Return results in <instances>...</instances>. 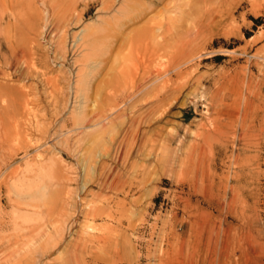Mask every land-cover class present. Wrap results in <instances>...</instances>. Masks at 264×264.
<instances>
[{"label": "rangeland", "instance_id": "obj_1", "mask_svg": "<svg viewBox=\"0 0 264 264\" xmlns=\"http://www.w3.org/2000/svg\"><path fill=\"white\" fill-rule=\"evenodd\" d=\"M74 1V10L77 13L74 11L73 22L80 16L82 22L76 29L69 28V31L64 29L68 23L60 25L67 35L68 55L60 62L55 61L54 70L50 74L59 79V90L48 88L40 80L27 82L31 85L30 91L40 98L33 105V109L37 121H45L40 123L46 127L43 138L48 139H44L42 148L30 145L27 157L23 151L28 147L25 134H18L12 129L8 131V137L14 141L13 144L18 150L11 151L10 157L16 158L10 160L0 175L1 182L13 170L19 167L23 169L27 162L47 165L54 161V166H57L55 169L59 172L57 180L65 178L67 189L63 191V186L55 188L54 194H49L41 201L42 214L48 215L46 219L50 222L49 228L44 232L26 231L18 234L13 228L0 231V264H264V0H213L208 5L201 0H165L152 10L149 7L152 0H134L128 7L132 11L129 12V17L118 19L120 22L115 20L119 18L116 12L120 6L119 0H110L105 5H102L104 0ZM137 4L141 7L138 8ZM131 5L137 6V10ZM181 12H184L183 15ZM99 16L106 26L101 29L103 34L99 30L100 34L96 35L98 31L95 30L96 25L92 24V20ZM197 24L199 25L196 26ZM195 26L198 28L195 29ZM84 27H93L90 31L94 33L91 41L96 42L91 47L93 51H89L90 64L95 65L99 58L98 62L104 65L95 72L88 90L77 95L67 90L76 81L77 72L84 69L83 64L86 61L79 53L81 50L78 53L76 49L74 51L72 36L77 35ZM149 27L170 28L174 35H167L168 39L164 40L159 37L156 29L158 37H150L151 40L154 44L163 42L156 44L157 52L151 60L142 61L133 41L141 33L143 38V30ZM178 27H184V31L190 28L189 30H195L194 33L201 30L203 34L189 45L188 38L192 32H184ZM63 32L57 34V39V35L52 34L48 43H42L43 47L48 48L44 50H49L53 55L54 48L51 47L58 46ZM150 34L152 36L154 33ZM195 41L199 43L193 45ZM96 46L99 47L95 48ZM156 70L158 71L154 72ZM60 73L64 76L58 75ZM149 74L153 75V87L158 90L159 100L138 105L136 108L121 104L113 114L110 109L114 106H111L112 103L108 104V96L118 90L123 95L132 94L143 76ZM160 84L161 87L158 86ZM46 91L48 96H45ZM100 104L102 111L109 109L106 112L111 118L97 122L101 117L98 115L102 112L97 106ZM109 105L111 107L107 108ZM137 108L140 110H136ZM36 109L41 111L36 112ZM147 111L148 114L153 112L148 116ZM34 114L30 116L31 119ZM162 114L164 119L157 126L149 128L150 120H155L160 115L162 118ZM120 117L123 118L118 119ZM134 118L138 119L135 126ZM88 120L93 122L89 123ZM139 125L143 126L144 131L136 138L135 131ZM155 130L159 133L161 131L160 135ZM30 134L29 140L39 138L34 130ZM143 134L147 136L146 140ZM123 140L126 141L124 144L121 143ZM120 147H123L122 159L116 162L114 157ZM111 148L112 157L108 158L105 155ZM1 163L4 162L1 161L0 165ZM110 169L113 170V177L120 175L126 181H121L123 185L126 183L125 191L118 197L109 191L102 195L115 198L111 205L125 201L126 212L122 216L116 214L114 221L104 219L94 224L90 222L93 225L90 228L85 227L87 223H84L86 219L82 215L79 224L81 227L78 225L74 229L75 233H69L66 241L58 246L61 247L57 248L58 251L56 249L52 253H43L47 242L44 240L47 239L45 236H54V224L63 222L57 216V211L67 201L64 193L71 191L74 200L78 198L83 204V210L81 207L79 210L88 213L86 211L93 206L102 204L101 197H97L100 188L96 181L101 174L106 175L108 171L111 173ZM33 177L34 175L31 179ZM86 187L93 194L86 193ZM0 193L4 215L2 220L10 222L12 206L7 186L3 185ZM52 209L57 214L52 213ZM120 218L124 225H118ZM80 231L83 233L80 234ZM103 233L110 234L111 259L93 261V257L85 256L84 262L82 256L80 257L81 252L75 253V243L78 242L83 247L89 244L90 247V240L94 235L103 236L100 235ZM16 234L24 236H20L18 241L14 240L17 242L8 247V252L3 250L4 240ZM55 240L53 237L52 243ZM3 251L14 254V257L3 261ZM16 251L25 253L16 257Z\"/></svg>", "mask_w": 264, "mask_h": 264}, {"label": "bare ground", "instance_id": "obj_2", "mask_svg": "<svg viewBox=\"0 0 264 264\" xmlns=\"http://www.w3.org/2000/svg\"><path fill=\"white\" fill-rule=\"evenodd\" d=\"M133 1L134 0H119L118 6L119 5L120 6L116 9V12L119 15V18H115V20L117 22H120L118 20L120 18L122 19V18H128L129 17L128 15H129V12L131 10L129 11L128 10V7L130 6V4H132L131 2H133ZM164 1L165 0H156V1L152 0L149 3L150 4L149 7H150L151 10H152V8L155 9L159 5L163 4ZM201 1H202V3L208 5L213 0H201ZM221 1H223V0H221ZM109 2H110V0H104V2H103L104 4H102V5H105V3L108 4ZM137 2H139V1L137 0ZM141 3H143V1ZM139 4H137L138 5V8H139V6L141 7V5H139ZM74 5H75V1L74 0H0V162L1 161L4 162V163H1V165H0V175L2 174L3 170H5L7 168L8 164L10 163V160L12 158H14V157H10L11 155H9V154H11V151L13 149H15L16 151L18 150V148H15V146L13 144L14 141H12L10 137H8V133H7L8 131H12L13 130V131H15L18 134H20V132L23 133V134H25V136L27 138L26 146H28V147L24 148L23 151L25 152V154H26L27 157L29 155V151H30L29 150V146L30 145H38L39 147H41L42 143L45 142V140L48 139V138L47 139L43 138V132L45 131V128L46 127L44 128V126L40 123L42 121L41 119H40V122L37 121L38 118H36L37 116L34 114V109H33V105L35 103L37 104V102L40 101V98H39L38 95H36V94H34V93H32L30 91L31 85H28L27 82H29L31 80H33V82L40 80L41 82L44 83V85H47L48 88L51 87L53 90H55V89H57V91L59 90V84H60L59 83V79L58 78H55V76L52 77V75H50V74H51V70L53 69V66H55L54 64L57 61L60 62V60H63L64 57H66L68 55V52H66V40H68V39H67V35L65 34V32H63V30L64 29L65 30L66 29L68 30L71 27L73 29H76L75 28L76 26L81 25L80 24L82 22V20H81L82 17L81 16H80L81 18L79 17L78 19L76 17V22H73L74 16H75L74 13L76 12L74 10ZM110 5L112 6L111 3H110ZM113 5H114V2H113ZM103 7H105V6H103ZM132 7H135V6L133 5ZM135 9L137 10V6L135 7ZM145 9H144V11H145ZM147 9H149V8H147ZM103 10L104 9L102 8V11ZM174 10H176V9H173V11ZM99 11H101V9ZM105 11H104V13H105ZM133 11H134V9H133ZM183 13H182V15H183ZM143 15H145V13ZM181 17H184V16H181ZM177 18H178V16H177ZM92 22H93L92 24L96 25L95 30L98 31V33H96V35L97 34H100L99 33V30L101 32V29L104 28L103 26H106V25H103L104 21L102 22L101 16H99L97 18H94L92 20ZM67 23L69 24L68 26H70V27H68V26L67 27H64V29L62 30V28H61L62 26H60V25L61 24H67ZM86 24H87V22H86ZM123 24H124V22L122 23V25ZM198 25L199 24H197L196 26H198ZM93 27H87V28L84 27L82 30H80V31L78 30L79 32H77L78 33L77 35L72 36V38H73V48H74V51L76 49V53H78V51L81 50L79 53L82 54V57L84 58V61H86L85 64L82 63L84 65V69L82 68V69H80L79 72H77L76 77H75L76 81H74L72 83L71 87L68 88L69 90H67V91H70L71 90L73 94H77L78 95L80 93L86 92L88 90V88H89V85H90L91 81L93 80V76L95 75V72H98L99 69L101 68L102 64H103L102 62H98L99 61V58H98V60H96L97 63H95V65H92L93 63L90 64L91 55L89 54V51L90 50L93 51L91 47H93V45L96 43L94 41H91V36H93L94 33H90V31H91V28H93ZM199 27H201V26H199ZM203 27H204V25H203ZM197 28L198 27H196L195 29H197ZM119 29H121V28H119ZM156 29H154L153 27L152 28L151 27L146 28L145 31L143 30V34L145 32L144 37L142 38V36H141L142 33H141V35H140L141 37L138 35L139 38H137V40L133 41V44L136 45V47H134V48H136L137 52L141 56L142 61H144V60H146V61L151 60L154 57L155 52H157L156 44L159 45L160 42H163V41H160L159 44L158 43L154 44L155 42L153 43V41L151 40V38H154L155 35L157 36L156 31H158L159 37L160 38L163 37L164 40L165 39H168L167 38V35H172V34L174 35L173 30H170V28L159 27L157 30ZM179 29H177V30H179ZM181 29H183V31H184V27L181 28ZM189 29L190 28H188V30H187L189 32H187L186 30L185 31L187 33H191L192 32V34L195 32V30H193L194 31L193 32L192 30H189ZM119 31H121V30H119ZM59 32L60 33L63 32L64 34L59 37V42H58L59 44H58V46H56V47H53V46L51 47L50 46L51 48H54L53 49L54 50L53 51L54 53L52 55V54H50V51L49 50H44V48H47V47H43L44 45L42 43H48L49 37L52 34L57 35V34H59ZM136 32L137 31H135V33ZM152 32L154 34L152 36H150L151 35L150 33H152ZM101 33L103 34V31ZM185 34H183L184 35L183 37H185ZM192 34L189 35V38H188V44L189 45L192 43V41H194V39H197L198 40L199 37L201 36V34H203V33H201V30H198L196 33H194L195 35L193 34L194 35V38L193 39L191 38L193 36ZM55 37L57 39L58 35L55 36ZM131 37H133V36H131ZM178 38H180V36ZM92 40H94V39H92ZM194 43H196V41L193 42V45H194ZM197 43H199V42H197ZM168 44H166V45H168ZM97 45H100L101 46V44H99V43H97ZM102 45H103V43H102ZM106 45H108V44H106ZM111 45H112V43H111ZM98 47L96 46L95 48H98ZM107 47H109V46H107ZM71 48H69V49H71ZM99 51H101V50H99ZM113 55H114V53H113ZM113 55H112V57H113ZM116 55L117 54H115L114 57H116ZM75 56L76 55L74 54V58H75ZM121 58L122 57L120 56L119 59L121 60ZM111 61H112V59H111ZM117 63H119V62L117 61ZM120 63H121V61H120ZM63 64H64L63 66H66L65 63H63ZM114 64H115V62H114ZM149 65L150 64L148 63V67H149ZM103 68H104V66H103ZM152 68L151 69L149 68V69L152 70ZM62 69H61V71H62ZM118 69H120L119 66H118ZM73 71H71V74H72ZM157 71L158 70H156L154 72H157ZM117 72H119V71H117ZM101 73L99 72V74H101ZM142 73L144 74V72H142ZM61 74L62 73H60L58 75H61ZM118 74H115V75L118 76ZM143 77L144 78L141 79L142 80L141 82H140V80H138L140 83L136 86V90L133 92V89H132V91H131V92H133L132 94H130V95H127V94L123 95V93H121V91L118 92L119 91L118 90L117 93H114L113 92L110 95V97L108 96V98H109V99L107 98L108 99L107 100L108 101V104H111L112 103L111 106L112 105L114 106V107L112 106L113 109H110V111L112 113L114 112V110L118 109L121 104H123V106L132 105L133 108H136V107H138V105H141L142 106L143 104H146V103L147 104L148 103H154V101L157 100V98L159 97V93L157 92L158 90L153 87L154 86L153 85L154 82H152L153 81V75L152 74H149V76H146V77L143 76ZM169 78H171V77H169ZM69 79H71V78H69ZM116 80H118V78ZM165 80H164V82H165ZM168 82H169V80H168ZM36 84H39V83H36ZM135 85H136V83H135ZM69 86H70V84H69ZM158 86L161 87V84L158 85ZM165 86H167V85H165ZM36 87H37V85H36ZM32 88L34 89L33 86H32ZM46 88H43V89L47 90L48 88L47 89ZM49 91H51V90H49ZM36 92H37V90H36ZM107 92H109V91H107ZM110 92H111V90H110ZM44 93H45V96H46L47 95L46 94L47 91L44 92ZM48 93H50V92H48ZM64 93H65V91H64ZM53 95H54V99H55L56 96H55V94H53ZM69 95H70V92H69ZM50 96L51 95H49V97ZM138 98H140L139 101H137ZM56 100H57V98H56ZM103 101H105V99ZM102 103L103 102H101V104ZM72 104H73V102H72ZM101 104L100 105H97L98 108H100V106H102ZM103 105H105V104L103 103ZM41 106H43V105H41ZM50 106H52V104ZM111 106L109 105V107H107V108H110ZM98 108H97V111H98ZM38 109H40V108H38ZM38 109H36V112H40L41 111V110L40 111H37ZM105 109H106V107H105ZM152 109H154V108H152ZM103 110H104V106H103ZM107 110H109V109H107ZM136 110H138V108ZM136 110H134V111H136ZM51 111H53V110H51ZM79 111H80V109H79ZM100 111H102V109ZM106 111L104 110V111L101 112L100 115H98L99 117L100 116L101 117L100 118L98 117L99 119L96 120L97 122H99L100 120H103V119L106 121L107 119H110L111 118V117H108L109 116V113L106 112ZM152 112H149V114H151ZM98 113H99V111H98ZM121 113H122V111H121ZM123 113H124V111H123ZM127 113L129 114V112H127ZM33 114H34V118L31 119L30 116L33 115ZM94 114H97V113H94ZM149 114H148V111H147V115L148 116H149ZM135 115H136V113H135ZM160 117H161V115H160ZM74 118H76V117H74ZM122 118L120 117L118 119H122ZM135 118H138V117H135ZM155 118H156V116H155ZM157 118L155 120L154 119L153 120H150V124L148 123L149 124V128H153L154 125L160 123L162 121V119H164L163 118V114H162V118H160V119L159 118L157 119ZM78 119H80V118H78ZM95 119H96V117H95ZM131 120L132 119H130V121ZM137 120L138 119H135L134 123L132 121L133 126H135V124L137 123ZM87 122L92 123L93 120H88ZM94 123H96V122H94ZM144 124H146V122ZM103 126H105V125H102V127ZM135 128H134V131H135ZM137 128H138L137 131H135L136 132V134H135L136 136L134 135L136 138H138L139 135L144 131L142 125L141 126L140 125L137 126ZM144 128H146V127H144ZM32 130H34V132H36L39 135V138L38 139H35V140L30 139L29 140V137L31 136L30 132ZM155 131L157 132V130H155ZM148 132H144V133H148ZM157 133H159V132H157ZM160 133H161V131H160ZM160 133H159V135H160ZM162 134H163V132H162ZM130 135H128V136H130ZM143 136L145 137L144 134H143ZM146 137H145V140L147 139ZM178 138H180V137H178ZM127 139L128 138H126V140ZM113 140H115V139H113ZM125 142L126 141L121 142V143L124 144ZM170 143H173V142H170ZM181 143L182 142H180V144ZM123 144L122 145L119 144V145L124 147ZM182 145H183V143H182ZM46 146H48V144ZM123 147H120V149L117 151L118 152L117 155L115 154L116 157H114V160L116 162H119L122 159V155H123L122 154V152H123L122 148ZM179 147L181 149V146H179ZM21 148H23V147H21ZM112 151H113L112 148L111 149H108L105 156L108 157V158H111L112 157V153H111ZM140 151H142V150L140 149ZM30 162H27L25 164V166L23 167V169H19L20 168L19 167L16 170H13L12 173H10V174L7 173L8 175H6L3 178V180L0 182V190L2 189V186L3 185L7 186L8 190H9V194H10L9 195L10 196V206H12V209L10 211V222H5L4 220H2L4 218V215H3V210H2V208H3L2 207V199L0 198V231H4L6 228H10V230H11V228H13V230H15L16 233H18V234L25 233L26 231L27 232H29V231H32V232H44L45 230H47V228H49L48 225H49L50 222H49V220L46 219V217H48V215L47 216H43V214H42L41 205H40L41 204V201L45 197H47L49 194H51V193L54 194L53 192L57 188H61L63 186L64 187V188L62 187L63 188L62 189L63 191L65 189H67L66 188V186H67V184H66L67 180H64L65 178L63 180L62 179L57 180V177H58L59 172H57V170H56L57 168L55 169V167H57V166H54V164H55L54 161H50V163H48L47 165L32 164ZM42 162H44V161H42ZM56 164H57V162H56ZM104 166L106 167V165H103V167ZM104 171H105V169H104ZM63 173H65V172H63ZM112 173H113V170H111V173H109V171H108V174L105 175L103 173V175L101 174L100 176H98L100 178L97 179L98 181H96V184H98V186L100 188L99 189L100 192L98 194L97 193L96 194H97V197L98 196L101 197V200H103V201H102V204L101 205H95V206H93L92 209H89L90 211L89 210L86 211L88 213H84L83 211H80L82 209V207H83V204L80 202V200H78V198L76 200H74L73 194H72L71 191L68 190L69 192H65L64 193L66 195V197H67V199H66L67 201H65L63 204L61 203L62 206L60 205L59 208H61V209L59 211H57L58 214L53 209L51 210L52 213H54V214L56 213L57 216L62 219L60 221H63V222H61V224H57V223L54 224V230L56 231L55 234H54V236H49V235L45 236V237H47V239L45 238L44 240H47V242L45 244V247L43 248V251H44L43 253H47V252L49 253L51 251H55L57 248H61V247H58V246H60V244L63 241H66L67 236L69 235V233L73 234L74 229H76L75 227L78 228V225L80 224V218L82 217V215H84L85 216V219L88 221V222L86 220H85V222L83 221L84 223H87V225L85 227L90 228V227H93L92 224L96 223V221H98V220H104V219H107L108 220V219H110V220L114 221V218H116V214H120L122 216L124 214V212H126L125 211V207H126L125 201H118L117 203L115 202V205H111V202H114L115 198H113V197H109L108 198V197H104L105 195L104 196L102 195L104 192L107 193L106 191H109V192L113 193L114 195H117V197H118V195H120L123 191H125V187H126L125 185H126V183H124L125 185H123L121 181H123V182H126V181H124L121 178L120 175L113 177L114 175L112 176ZM33 175H34V177H33V179H31ZM72 179H68V181L71 182ZM98 186H96V187H98ZM85 189H86V193H92V190L90 188L88 189L86 187ZM88 195H90V194H88ZM59 199H61V198H59ZM46 200L47 199H45V201ZM79 207H81V209ZM49 218L51 219L50 216H49ZM90 222H92L91 225L89 224ZM119 222H120V224H118V225H124L123 219L120 218L119 219ZM79 227H81V226L79 225ZM94 228H96V227H94ZM107 230H109V229H107ZM7 231H9V229ZM81 232L82 231H80V234L83 233V232L82 233ZM18 234H16V236L14 235L13 237L4 240V245L2 246V249L3 250H6L8 252V247L11 246L14 242H17L20 236L21 237L24 236V234H22V235H18ZM80 234L78 233V235H80ZM78 235H77V237H78ZM100 235H103V236L97 235V237H95V235H94V238L93 239L91 238L92 240L89 239L91 241L90 247L88 246L89 244L86 245V246L84 245V247H83V245L81 246L80 243H78V242L75 243L76 245L75 246L73 245L74 246V249H75V253L79 254V252H81L80 257L82 256L81 257L82 260H83V257H85V256H88V257L91 256V257H93V261H94V259H95V261H99V260H104L105 261L106 259H111V257H109V255H110V244H111L110 243V238H109V235L110 234L107 235V233L106 234L103 233V234H100ZM1 236H3V235L1 234ZM4 236H5V234H4ZM36 236H38V235H36ZM53 237L56 238V240H55L54 243H52V241H51V239H53ZM111 237H112V235H111ZM14 240H17V241H14ZM25 240H27V239H25ZM81 240H83V238ZM31 241H28V242H31ZM113 241H114V239H113ZM19 243H21V241ZM19 243H18L17 246L20 245ZM23 243H25V242H23ZM35 244H37V243H35ZM26 245H24V246H26ZM28 245H30V244H28ZM14 246H16V245H14ZM22 247H23V245H22ZM69 247L71 248V246H69ZM33 248H35V247H33ZM11 249H12V247H11ZM74 249H71V250L74 251ZM0 250H1V247H0ZM6 251L5 252L3 251L4 252V254L2 256L3 261H8V260H10V259H12L14 257V254H12L10 252L7 253ZM17 251L15 253H17ZM27 251H28V249H27ZM57 251H58V249H57ZM0 253H1V251H0ZM21 253H25V252H21ZM21 253H17L15 256L17 257ZM120 254L121 253H119V256H120ZM40 255H42V254H40ZM70 255H72V254L70 253ZM70 255H69V257H71ZM69 259L70 258H68V260ZM0 260H1V258H0ZM51 260H53V259H51ZM73 261L75 263H77L75 259ZM86 262H88V261H86ZM46 263H48V262H46ZM3 264H5V263H3ZM81 264H83V263H81ZM84 264H87V263H84Z\"/></svg>", "mask_w": 264, "mask_h": 264}]
</instances>
